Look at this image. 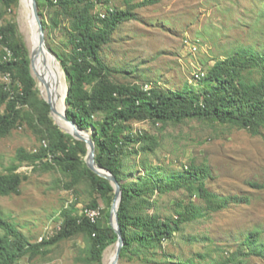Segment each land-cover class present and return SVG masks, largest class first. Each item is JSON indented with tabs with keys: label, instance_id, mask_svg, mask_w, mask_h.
<instances>
[{
	"label": "rangeland",
	"instance_id": "374dc122",
	"mask_svg": "<svg viewBox=\"0 0 264 264\" xmlns=\"http://www.w3.org/2000/svg\"><path fill=\"white\" fill-rule=\"evenodd\" d=\"M92 1L90 12L94 16L102 18L108 11L117 10L128 12L130 17L120 22L101 46L98 59L105 70L96 65L97 73L84 86L88 93L108 82L172 92L198 90L201 87L197 78L238 47H253L264 56V0ZM36 2L45 24L47 48L69 61L72 46L65 30L71 21L69 13L48 7L46 0ZM20 11L19 0H0V28L11 26L9 39L13 49H22L29 58L27 31L20 23ZM11 56L0 38V62ZM262 71L264 67L254 69L248 76L257 81ZM31 78V82L22 84L10 74L0 73V92L11 100L19 97L16 123L0 138V176L17 163L19 150L40 156L16 171L21 179L18 192L0 196V218L28 244L35 245L57 235L62 210L73 206L77 215L84 216V210L92 208L97 195L86 178L69 186L70 173L47 157L54 139L50 126L57 125L41 84L32 75ZM65 82L68 87L66 78ZM5 105L6 102L1 106L2 113ZM106 116L99 113L93 120L102 121ZM84 130L92 137V129ZM121 135L125 138V183L136 182L140 176H153L164 184L166 179L188 173L190 166L204 167L208 176L198 186L220 198L246 196L249 202L227 204L216 212H208L196 193L190 196L184 187L156 193L150 197L153 203L148 214L175 219L183 206L192 201L202 208L204 216L181 225L170 239L154 248L139 249L134 244L119 264H264V190L250 185L264 182V128L253 134L211 120L188 119L168 124L132 120L124 125ZM132 140L136 141L131 143ZM79 147L85 151L80 156L86 164V144L79 143ZM113 201L114 194H106L97 199V207L93 208L99 210L97 221L103 227L110 224L107 213L111 212ZM255 230L261 233L260 256H253L242 245L244 237ZM0 239L14 242L1 228ZM116 241L108 243L100 259L91 260L92 240L80 230L42 248L35 256H22L15 264H104L105 254L114 252Z\"/></svg>",
	"mask_w": 264,
	"mask_h": 264
},
{
	"label": "trees",
	"instance_id": "16d2710c",
	"mask_svg": "<svg viewBox=\"0 0 264 264\" xmlns=\"http://www.w3.org/2000/svg\"><path fill=\"white\" fill-rule=\"evenodd\" d=\"M13 2L14 0H8ZM38 1V0H36ZM96 1V0H95ZM149 1V0H148ZM48 7L69 13L70 25L65 28L71 43V59L57 54L65 78L68 82L66 115L74 120L81 129H92V140L95 144V162L110 172L121 188V201L118 207V224L123 239L119 259L127 257L134 244L139 249L154 248L170 239L177 229L186 223L194 222L204 216V211L189 201L178 212L175 219H162L157 213L148 214L150 197L184 187L192 196L194 193L204 204V210L216 212L227 204H247L246 196L220 198L204 187L198 186L208 176L204 167L190 166L188 173L160 183L153 176L139 177L136 182H127V170L122 161L123 141L121 135L124 125L132 120H149L154 124L180 123L188 119L211 120L222 124L240 127L257 134L264 128V71L255 81L248 74L257 68L264 67V56L253 47L240 46L234 53L222 60H216L208 72L197 81L201 89H188L181 92L163 91L158 88H143L138 85H121L108 82L103 87L88 93L84 90L86 82L97 72L96 65L103 69L99 62L100 48L105 44L114 28L130 17L128 12L108 11L99 18L91 10L92 0H46ZM86 3V4H85ZM44 27V22H42ZM11 26L0 28V38L12 53L11 58L0 62V73L10 74L13 80L22 84L32 81L29 72V58L22 49L14 50L10 36ZM99 72V75L102 72ZM27 95V94H26ZM19 97L9 99V95L0 92V138L4 137L14 126L17 119L16 105ZM3 113L1 106L5 104ZM106 113L102 121H95L94 116ZM54 134L53 144L49 148L51 161L70 173V185L86 178L97 197L93 199L92 208L97 207V199L106 194H114L110 183L89 170L82 162L80 154H85L79 147L81 141L50 126ZM136 140H132L131 143ZM40 157L23 150L17 152V163L10 165L7 173L0 176V196L16 194L21 183L16 171L25 162ZM252 188L264 190L263 183H251ZM90 209V208H89ZM110 212L107 213L109 216ZM98 218L91 222L85 216L77 215L71 206L61 211L60 229L54 237L30 245L11 225L0 218V228L9 239H0V264H15V261L26 254L35 256L42 248L50 247L74 233L85 231L92 240V252L89 259H100L101 252L117 240V235L109 224L103 227ZM260 231L247 234L243 247L253 256H260ZM135 251V250H134ZM137 252V251H135ZM246 255V254H243ZM235 256V255H231Z\"/></svg>",
	"mask_w": 264,
	"mask_h": 264
},
{
	"label": "water",
	"instance_id": "95a60500",
	"mask_svg": "<svg viewBox=\"0 0 264 264\" xmlns=\"http://www.w3.org/2000/svg\"><path fill=\"white\" fill-rule=\"evenodd\" d=\"M20 1V0H19ZM30 1V10L32 13V17L34 19L35 24V30L37 35V45L33 49H30V55H29V67L31 75L37 79V81L40 84L45 85L46 88V95H43L47 105L49 106L51 116L53 120L55 121V124L57 127L64 132L65 134H69L72 136L75 140L84 142L87 147V155H86V165L89 168L90 171L95 173L97 176L107 180L110 185L113 188L114 191V201L110 212V224L112 229L117 235V241L115 243L114 248V254H113V260L111 264H119V255L121 248L123 246V239L121 236L120 227L118 224V207L121 201V188L119 183L116 181L115 177L108 172L106 169L102 168L101 166L97 165L95 162V144L92 140L91 134L89 132H86L84 129H81L78 127L76 122L74 120H70L66 115L67 105L65 103V99L68 95L69 88L67 87L65 98L63 101L64 109L62 111V114H57L55 108L53 107L51 96L49 94L48 86L44 82V80L39 76L38 70H41V62L39 60V52H42L43 49H46L47 52L52 56L54 62H56L59 67L61 68V71L64 75L65 80V73L62 70L61 63L59 62L57 56L53 54L46 45L45 40V33L43 30V24L41 20V16L38 12V6L36 0H29ZM21 7V5H20ZM42 91V90H41ZM43 94V93H42ZM58 116V119L55 116Z\"/></svg>",
	"mask_w": 264,
	"mask_h": 264
},
{
	"label": "bare ground",
	"instance_id": "6f19581e",
	"mask_svg": "<svg viewBox=\"0 0 264 264\" xmlns=\"http://www.w3.org/2000/svg\"><path fill=\"white\" fill-rule=\"evenodd\" d=\"M21 5V21L27 31V42L29 49H33L37 45V35L35 30L34 19L30 10L29 0H20ZM29 51V50H28ZM39 60L41 62V70H38L39 76L44 80L48 86V92L51 96L53 107L55 108L57 114H62L64 109V98L67 90L66 82L64 80V75L61 71L59 65L54 62L52 56L43 49L39 52ZM37 81V80H35ZM42 95H46L45 85L41 84ZM58 119V116H55ZM92 209H86L83 212L85 217H90ZM114 252L107 253L104 256V264H111L113 260Z\"/></svg>",
	"mask_w": 264,
	"mask_h": 264
},
{
	"label": "built area",
	"instance_id": "2783aa9c",
	"mask_svg": "<svg viewBox=\"0 0 264 264\" xmlns=\"http://www.w3.org/2000/svg\"><path fill=\"white\" fill-rule=\"evenodd\" d=\"M204 74H202L203 76ZM99 210L96 209H92L91 210V215L90 217H86L88 220H90L91 222H94L98 217H99Z\"/></svg>",
	"mask_w": 264,
	"mask_h": 264
}]
</instances>
